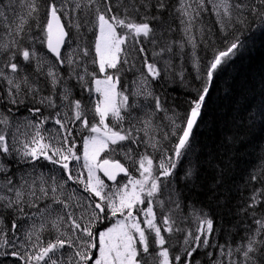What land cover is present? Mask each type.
<instances>
[{"label":"snow or ice","instance_id":"obj_1","mask_svg":"<svg viewBox=\"0 0 264 264\" xmlns=\"http://www.w3.org/2000/svg\"><path fill=\"white\" fill-rule=\"evenodd\" d=\"M173 9L181 39L165 38L176 31L165 28ZM209 11L226 34L264 22V0H179L178 7L170 0H0V101L25 105L37 118H25L12 134L0 129V264H202L201 249L207 264H264V169L250 176L258 186L241 209L251 222L238 240L223 244L215 219L195 203L190 207L179 189L170 191L216 74L240 47L233 41L201 66L197 49L211 37L203 24ZM82 28L94 43L66 52L73 29L84 40ZM36 44L54 63L40 57ZM186 45L202 83L181 118L154 85L187 86L185 70L173 63L175 56L183 59ZM129 72L131 91L122 79ZM0 111V125L12 127L11 108ZM158 119L170 131L161 135ZM50 122L56 127L45 136ZM170 137L171 155L163 144ZM8 158L31 171L17 175L22 170L13 171ZM40 161L63 175H34ZM199 171L193 166L185 179L195 183ZM186 221L196 227H181Z\"/></svg>","mask_w":264,"mask_h":264},{"label":"trees","instance_id":"obj_2","mask_svg":"<svg viewBox=\"0 0 264 264\" xmlns=\"http://www.w3.org/2000/svg\"><path fill=\"white\" fill-rule=\"evenodd\" d=\"M170 3L176 7L179 6V0H170ZM178 16L179 13L174 9L170 12L165 28L171 25L176 31L165 33L166 39L182 38ZM203 17L205 30L211 29V37L210 39L206 37V43H202L197 49L202 67L218 51L225 50L231 42L238 41L240 47L216 74L213 86L206 98L202 118L193 130L192 149L178 163L176 174L179 179L172 181L170 191L179 189L187 198L190 207L193 203L198 208L203 207L215 219L216 236L218 242L223 244L225 238L238 240L251 222L250 217L241 209L249 201L252 189L258 186L256 182L250 181V176L259 174L264 169V22L256 19L249 25L226 34L219 31L211 11L204 13ZM81 32L84 34L82 42L80 36L75 33V29L72 30V39L65 49L66 52L72 51L77 43H84L91 47L95 40L94 35L91 32H85L83 28ZM31 34L39 33L33 30ZM4 38L3 22L0 21V40ZM143 43L151 53L152 45L147 40ZM38 46L39 44L35 45L36 48ZM42 48L47 53L46 47L42 46ZM174 51H176L175 48ZM189 52L190 46L186 45L183 59L180 56L173 58L177 71L181 67L185 70L186 87L179 84L169 85L164 82H160L159 86L154 85L158 93L167 97L168 104L176 112L180 111L181 118L187 108L186 101L196 94V88L202 83L200 79H196L197 73L190 61ZM37 53L40 52L37 51ZM49 58L54 63V58L51 56ZM130 59L137 60V67H140L136 53H132ZM93 68L94 66L89 65L90 71ZM60 71H65V68L61 67ZM133 77L135 76L130 72L122 77L127 87L132 84L130 78ZM76 92L79 98V89H76ZM84 95L87 96L86 93ZM7 108H11L9 118L13 126L19 119H37L30 115L25 105L14 106L0 101V110L6 111ZM3 114L4 111H0V115ZM44 114L48 115L49 112L45 111ZM160 124L170 131L167 120L160 121ZM11 128L4 129V126L0 125V129L7 132ZM162 133L163 130L160 134ZM174 143L175 137L173 138ZM163 144L171 155V147L169 149L164 141ZM8 163L13 171L17 168L22 170L17 175L31 168L27 164H17L12 158H8ZM39 165H44L42 168L44 170H49V166L51 167L43 161L38 162L37 168H41ZM193 166L200 170L199 180L195 183L185 179V173ZM214 178L220 179L219 185ZM184 184H187L188 188H184ZM212 189L216 191L211 192ZM166 196L167 193L160 198L166 199ZM157 212L159 216V211ZM180 226L195 228L196 223L186 221ZM229 231L232 233L230 236L227 235ZM179 246L177 244V247ZM171 251L175 252L176 249L173 248ZM204 251L201 249L196 258L202 264H207L208 257L204 255ZM8 264H12V261L9 260Z\"/></svg>","mask_w":264,"mask_h":264},{"label":"rangeland","instance_id":"obj_3","mask_svg":"<svg viewBox=\"0 0 264 264\" xmlns=\"http://www.w3.org/2000/svg\"><path fill=\"white\" fill-rule=\"evenodd\" d=\"M6 2H7V0H6ZM18 10H19V9H18ZM9 15L11 16V13H9ZM42 46H43V45H40V44H39V46L36 48V50L40 52V53H38V54L40 55V57H41L42 59L48 61L49 63H53V61L49 58L50 55H48L46 52H44V49L42 48ZM46 49H47V48H46ZM40 50H41V51H40ZM69 52H70V51H69ZM45 66H47V65H45ZM128 88H129V90H133V89L135 88V85L131 84V85L128 86ZM141 100H142V98H141ZM178 113L180 114V111H179ZM27 120H34V119H33V118H27ZM25 122H26L25 119H19V120L16 122L15 126H12L11 130H9L8 133H9V134L14 133L16 127H17L18 125H22V124H24ZM157 123H160V120H159V119L157 120ZM55 127H56V126L53 125L51 122H50L48 125H45V129H46V131L44 132L45 136H47V135L52 131V129L55 128ZM161 127H162V125H161ZM25 130H26V129H24V128L21 129V131H25ZM162 130H163V132H167L166 128H163V127H162ZM27 131H31V130H30V129H27ZM162 134H163V133H162ZM173 138H174V137H170V139H169L168 141H164V142H165V145H168L169 149H170V147H171V144H173ZM155 155H156L157 157H159V156H160V153H156ZM115 158L120 159L122 163H126V161L124 160V158H123L122 156L117 155ZM41 162H42V161H41ZM43 162H44V161H43ZM73 163H75V162H73ZM28 171H31V168H30ZM40 172H44V173L47 174V175L56 174V175H57V178H59L60 175H63L62 173L59 172V169H58V168H57V169H54L53 166H51V167L49 166V170H44V169H42V168H37V172L34 173V175H38ZM133 174L136 175L137 178H139V174H138V173L133 172ZM105 181H106V180H105ZM106 183H108V182L106 181ZM69 186H70V188H72V187H78V186H76V185H72L71 182H69ZM110 186H111V185H110ZM80 191H82V190H80ZM157 211H158V210H157ZM157 213H158V212H157ZM150 239H151V236H150Z\"/></svg>","mask_w":264,"mask_h":264},{"label":"bare ground","instance_id":"obj_4","mask_svg":"<svg viewBox=\"0 0 264 264\" xmlns=\"http://www.w3.org/2000/svg\"><path fill=\"white\" fill-rule=\"evenodd\" d=\"M47 50V49H46ZM47 53L52 57V55L48 52V50H47ZM52 58H54V57H52ZM131 79V82H132V80L133 79H135V77H133V78H130ZM131 91V90H130Z\"/></svg>","mask_w":264,"mask_h":264},{"label":"water","instance_id":"obj_5","mask_svg":"<svg viewBox=\"0 0 264 264\" xmlns=\"http://www.w3.org/2000/svg\"><path fill=\"white\" fill-rule=\"evenodd\" d=\"M51 54V53H50ZM106 179V178H105ZM107 181V180H106ZM109 184H111V182L107 181Z\"/></svg>","mask_w":264,"mask_h":264}]
</instances>
